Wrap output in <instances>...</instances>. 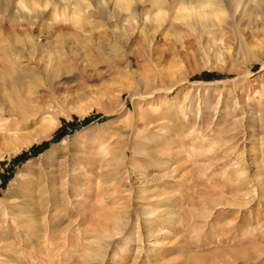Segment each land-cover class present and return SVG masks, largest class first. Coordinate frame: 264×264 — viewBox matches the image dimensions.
I'll use <instances>...</instances> for the list:
<instances>
[{
    "label": "rangeland",
    "instance_id": "374dc122",
    "mask_svg": "<svg viewBox=\"0 0 264 264\" xmlns=\"http://www.w3.org/2000/svg\"><path fill=\"white\" fill-rule=\"evenodd\" d=\"M93 1L0 0V264H264V0Z\"/></svg>",
    "mask_w": 264,
    "mask_h": 264
},
{
    "label": "bare ground",
    "instance_id": "6f19581e",
    "mask_svg": "<svg viewBox=\"0 0 264 264\" xmlns=\"http://www.w3.org/2000/svg\"><path fill=\"white\" fill-rule=\"evenodd\" d=\"M102 0H94L93 2H97V3H100ZM153 2H154V4H156V5H160L161 7H162V5L164 4V0H153ZM181 7V6H180ZM211 6L209 5V10L211 9L210 8ZM193 9V8H192ZM183 11V10H182ZM209 13H211L210 11H208V12H206L205 10H201V9H196V8H194V12H193V14L194 15H192L195 19H197L199 22H202V21H204V19H206L208 16V14ZM212 14V13H211ZM156 15H158V13L156 14ZM191 16V13L189 14V13H175V17L176 18H183V19H185V18H188V17H190ZM156 18L153 20V21H155V23L157 22V21H159L160 20V15H158V16H155ZM154 25H156V24H154ZM8 75V77L10 78V79H6V80H4L3 82H1V84L4 86V89H6L5 87H12V90H14V89H17V86L19 85L20 86V79H21V76H22V74L20 73V71L17 69V68H15L14 69V67H12V68H7L6 69V76ZM2 80V79H1ZM19 83V84H18ZM21 84H22V82H21ZM24 84V83H23ZM1 90H3V89H1ZM29 90V89H28ZM261 90H264L263 88L261 89ZM16 91V90H15ZM0 94H2L1 93V91H0ZM3 94L4 95H7V96H5V97H9L8 99H10V92H6V90H3ZM9 95V96H8ZM261 95H263V91L261 92ZM260 96V95H259ZM262 97V96H261ZM49 135V133H48V131H46V130H44L43 132H42V134L39 136V137H37V138H34L33 140H39V139H41V138H44V137H46V136H48ZM105 142H102V144L101 145H103ZM29 144V143H28ZM26 145V144H25ZM66 146H67V144H65ZM63 146V145H62ZM61 148V147H60ZM54 149H56V148H53V150H51L50 151V155L53 153V151H54ZM65 149V148H64ZM102 150H104V149H102ZM56 154V153H55ZM41 156V155H40ZM48 156V155H47ZM54 157V156H53ZM47 159H49V158H47ZM0 205H2L1 203H0Z\"/></svg>",
    "mask_w": 264,
    "mask_h": 264
},
{
    "label": "trees",
    "instance_id": "16d2710c",
    "mask_svg": "<svg viewBox=\"0 0 264 264\" xmlns=\"http://www.w3.org/2000/svg\"><path fill=\"white\" fill-rule=\"evenodd\" d=\"M87 120H88V118H85V119H84V122H86ZM20 157H21V156H20Z\"/></svg>",
    "mask_w": 264,
    "mask_h": 264
},
{
    "label": "clouds",
    "instance_id": "9594fccd",
    "mask_svg": "<svg viewBox=\"0 0 264 264\" xmlns=\"http://www.w3.org/2000/svg\"><path fill=\"white\" fill-rule=\"evenodd\" d=\"M24 5L23 4H21V7H23Z\"/></svg>",
    "mask_w": 264,
    "mask_h": 264
}]
</instances>
